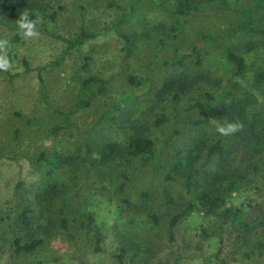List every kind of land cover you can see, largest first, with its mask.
Wrapping results in <instances>:
<instances>
[{
	"label": "rangeland",
	"instance_id": "obj_1",
	"mask_svg": "<svg viewBox=\"0 0 264 264\" xmlns=\"http://www.w3.org/2000/svg\"><path fill=\"white\" fill-rule=\"evenodd\" d=\"M32 1L43 9L36 36L20 28L17 35L0 16V264H121L123 246L124 264H264V162L250 156L252 143L242 139L226 160L207 156L208 145L225 136L218 126L235 117L225 114V104L263 108L264 115V97L251 91L256 70L249 68L243 87L229 93L235 69L225 46L237 48L248 67L264 69V48L247 46L260 36H238L242 10L261 0H200L184 16L177 13L180 0ZM53 10H59L55 23L49 20ZM177 23L182 31L175 30ZM83 31L97 36L70 46ZM120 34L130 35V53ZM195 48L204 49L200 64L194 55L182 67L172 65L175 53ZM184 73L200 80L182 93L181 105L206 107L184 112L176 123L157 124L163 113L173 117L172 94H160L162 85ZM91 78L106 80L104 90L87 82ZM170 135L209 177L196 174L190 191L160 172L177 175L173 167L180 154L167 142ZM137 136L152 137L158 152L143 166L142 158L133 160L132 181L123 177L122 159L96 167L84 163L86 144L93 162L101 144L124 146ZM49 162L56 166L52 174ZM233 180L240 186L231 191ZM209 189L226 199L216 214L200 198ZM28 207L25 225L20 212ZM185 209L172 240L171 220ZM225 209L231 217L221 224ZM90 215L94 221L85 228ZM17 238L42 244L17 254Z\"/></svg>",
	"mask_w": 264,
	"mask_h": 264
},
{
	"label": "trees",
	"instance_id": "obj_2",
	"mask_svg": "<svg viewBox=\"0 0 264 264\" xmlns=\"http://www.w3.org/2000/svg\"><path fill=\"white\" fill-rule=\"evenodd\" d=\"M110 2V5H116L114 0H108ZM197 1L200 2V0H180L178 4L177 13H179L181 16L191 14L195 9L198 7ZM261 5H263V8L261 9ZM53 9V8H52ZM260 9V10H258ZM42 7L38 5V3L33 2L32 0H0V16L2 18L9 19L8 24H10L14 30L16 31L17 35L19 34V27L16 25H13L14 22H18L21 15L25 12H28L31 19H35L37 14H40L42 11ZM243 18L244 21L242 23V26L239 31L238 36L242 35H259L260 38L253 40H248V49L254 50L256 48H264V25H255V22L262 21L264 22V0H261L257 2L255 5L251 6L250 8L243 9ZM59 15V10H53L52 13L49 16V20L51 22H57ZM1 24V21H0ZM175 30L182 31L183 30V24L177 23L175 26ZM97 34L95 33H86L82 32L78 39L75 41H69L70 46H76L80 45L83 42H85L88 38H95ZM120 36L125 40V48L128 51V53L131 52V43L132 39L130 35L128 34H120ZM18 38V37H17ZM0 40H1V27H0ZM227 49V55L226 60L228 63L232 64L235 69V77L232 87L229 90L230 92H233L234 90L238 88L243 87V81L245 78L246 71L250 68L252 70H256L254 77L256 80V85L252 86L251 91L254 92L257 96L264 97V90L261 88V85H264V69H260L259 66H250L248 67L246 63V59L244 56H242V53L237 48H232V45H225ZM203 48L197 49L195 48L193 53L190 54H184L179 55L175 53V57L172 61V65L176 68L182 67L185 65L186 59L196 56L197 63L200 64L202 61V54H203ZM0 69H2L0 67ZM4 70V69H3ZM26 71H30V67L26 64ZM41 75V73H40ZM134 80V78H132ZM200 77H190L188 74H181L178 77L171 78L170 80L166 81L162 88L160 89V94H172L170 96V100L168 105L172 106L173 108V117L170 119V116L166 113H163L158 119L157 124H164L167 122L172 121V123L178 122V120L182 117V114L184 112L192 111L196 108H205L206 105L204 103L197 102L195 104H190L187 107H183L181 105L182 100V93H186L187 91H190L192 88L196 86V84L199 82ZM87 82H97L100 83V90H104L107 81L103 79H97V78H91ZM259 88V89H258ZM260 88L262 90H260ZM248 89V88H246ZM250 90V88L248 89ZM169 93V94H168ZM208 96L213 98L212 95L208 93ZM216 102V101H215ZM86 104V103H84ZM211 105H214V101H210ZM263 108H259V110L252 111V109H249L247 104L244 103H228L225 104V114H227L229 117L232 116V112H234L235 117L232 119L233 121L231 123L235 124L237 126V130L229 135L221 136L217 138L213 143L208 145V152L207 156L208 158H223L225 157V160L229 158V156L232 153L233 148H239L240 144L236 141L238 139L244 140V144L247 146L248 144L252 143V147L249 149L250 156L252 155L253 158L262 160V163L264 162V139L262 138V134H264V128L259 130L260 132H256L258 125H263L264 127V115L262 113ZM66 117L69 119V116L66 115ZM210 121V119L206 121H193L195 124H205L206 122ZM173 127V125H171ZM171 136V135H170ZM167 142L172 145L173 148L177 152H179L180 157L177 160L176 165H174L173 170L176 172V176L173 175L172 170H164L160 169L161 174L166 180H172V181H183V184L185 188L190 191L191 185L195 182H193L194 176L202 175V178L204 180L209 179L207 175L202 174L201 169L194 167L193 159L187 155H183V150L178 144H173L172 136L169 138L167 137ZM86 156L84 158V163H86L88 166L96 167L98 164L97 162L104 163H110L118 159L123 160L124 164V176L126 180L130 179L132 181V178L129 176L130 167L133 163L134 159L142 158L143 159V165H146L149 160H152L155 158L156 152L158 150L156 149V145L152 137L149 136H137L133 137L128 141L126 145H120L116 142H105L100 145L97 149V153L99 157L95 158L93 162H90L88 160L89 154L92 152V148L89 144H86ZM44 156H41L39 159H44ZM33 164H38L37 161H33ZM56 167V166H55ZM55 167L51 165V163H48V170L50 171V174L55 170ZM255 171H258L260 168V165L256 163L254 166H252ZM104 174V171H102ZM230 171H225V180L228 178ZM213 176V175H212ZM258 178L257 174H254L252 177V180L256 181ZM264 178V177H263ZM216 178L213 179L215 181ZM264 184V179H263ZM237 181H231L230 190H237L240 185H237ZM237 185V186H236ZM118 185L116 186V188ZM143 196H146V193H142ZM200 198L202 200V204L206 205L207 212L210 214H216L217 210L221 208L224 205V202H226V199L224 200L221 195L212 194L210 193V189L207 191H204V193H201ZM67 201H64L61 204L60 212L64 216L65 209ZM31 211V209L24 208L21 209L20 212V220L23 224L29 225V217L28 213ZM188 210L185 209L181 213L176 214L170 223V236L171 239L174 240V228L177 226V224L180 222V220L185 216L186 212ZM230 209H225V213H222L220 215V222L221 224L224 223L228 218L231 217ZM155 223H157L158 219L156 216L153 217ZM89 223L86 225L85 228H90L92 225V222L94 221L93 217L90 215ZM264 222V221H263ZM61 226L65 232L68 233V221L65 217L61 219ZM87 232V231H86ZM42 244L41 240H35L32 242H26L22 243L20 239H15L14 245H15V251L17 254L21 252H30L36 250L40 245ZM126 248L123 246L121 253L117 255L119 261L121 264H124V253Z\"/></svg>",
	"mask_w": 264,
	"mask_h": 264
},
{
	"label": "clouds",
	"instance_id": "obj_3",
	"mask_svg": "<svg viewBox=\"0 0 264 264\" xmlns=\"http://www.w3.org/2000/svg\"><path fill=\"white\" fill-rule=\"evenodd\" d=\"M41 17L37 14L35 19H31L28 12L21 15L18 20L19 28L28 37H33L38 34L37 25L41 23ZM222 135H229L237 130V126L229 121H225L217 128Z\"/></svg>",
	"mask_w": 264,
	"mask_h": 264
}]
</instances>
